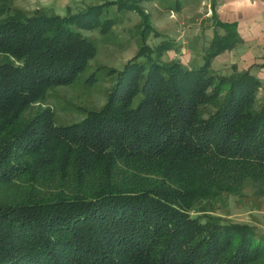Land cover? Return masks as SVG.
<instances>
[{
	"label": "trees",
	"instance_id": "16d2710c",
	"mask_svg": "<svg viewBox=\"0 0 264 264\" xmlns=\"http://www.w3.org/2000/svg\"><path fill=\"white\" fill-rule=\"evenodd\" d=\"M96 11L0 0V189L22 190L0 199V264H264L263 235L214 213L264 197V88L210 68L237 35L216 22L228 31L189 66L140 48L101 108L59 124L44 101L95 56L74 23Z\"/></svg>",
	"mask_w": 264,
	"mask_h": 264
},
{
	"label": "rangeland",
	"instance_id": "374dc122",
	"mask_svg": "<svg viewBox=\"0 0 264 264\" xmlns=\"http://www.w3.org/2000/svg\"><path fill=\"white\" fill-rule=\"evenodd\" d=\"M123 1L126 4L118 3L121 0H11L14 8L28 14L41 11L66 16L97 8L94 15L84 17L86 23H74L83 37L95 43V56L70 85L50 89L44 101L52 108L57 123L79 121L89 110L101 108L116 80L114 71L121 70L140 48L142 55L146 53V58L159 63L179 60L189 66L192 62L184 58L185 50H190L193 60L202 55L199 61H203L206 50L202 48L209 46L215 29L211 6L208 9L202 0ZM228 69L216 70L228 74ZM261 93L262 88L256 96ZM21 191L16 185L1 188L0 199L19 197ZM214 213L224 221L253 225L264 237V197H253L250 190L244 196L223 197Z\"/></svg>",
	"mask_w": 264,
	"mask_h": 264
},
{
	"label": "crops",
	"instance_id": "0c3cea01",
	"mask_svg": "<svg viewBox=\"0 0 264 264\" xmlns=\"http://www.w3.org/2000/svg\"><path fill=\"white\" fill-rule=\"evenodd\" d=\"M210 6L215 14V29L211 39L228 31L216 22L230 25L237 35V41L230 49L219 52L210 59V68L218 72L216 69L229 67L228 74L233 71H248L258 78L264 88V0H211ZM211 7L207 5L208 9ZM202 50H206L205 45ZM185 52L184 58L191 64L198 62L202 56L199 54L193 60L190 50ZM214 66L217 68H212Z\"/></svg>",
	"mask_w": 264,
	"mask_h": 264
},
{
	"label": "built area",
	"instance_id": "2783aa9c",
	"mask_svg": "<svg viewBox=\"0 0 264 264\" xmlns=\"http://www.w3.org/2000/svg\"><path fill=\"white\" fill-rule=\"evenodd\" d=\"M210 1H211V0H202V3H203L204 5H208V7H210Z\"/></svg>",
	"mask_w": 264,
	"mask_h": 264
}]
</instances>
